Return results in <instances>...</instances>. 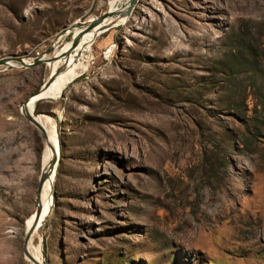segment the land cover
I'll return each mask as SVG.
<instances>
[{"label": "rangeland", "instance_id": "374dc122", "mask_svg": "<svg viewBox=\"0 0 264 264\" xmlns=\"http://www.w3.org/2000/svg\"><path fill=\"white\" fill-rule=\"evenodd\" d=\"M109 1L0 0V264H29L46 136L19 109L58 67L19 62L63 50ZM85 57L34 103L58 145L37 260L264 264V0H136Z\"/></svg>", "mask_w": 264, "mask_h": 264}, {"label": "bare ground", "instance_id": "6f19581e", "mask_svg": "<svg viewBox=\"0 0 264 264\" xmlns=\"http://www.w3.org/2000/svg\"><path fill=\"white\" fill-rule=\"evenodd\" d=\"M118 0H110L109 1V7L108 12H110V15L106 17L104 20L101 21L99 25L96 27H93L92 30L82 33L78 37V40L74 46H71V41L65 46L63 50L58 52L57 54H61L60 58L57 57L56 59L52 60L50 64L57 62L58 67L56 70L55 75L51 79V81L47 84V87L43 88L39 91L37 95H32L27 100L26 109H21V115H23L26 112V114H31L32 108L34 106L35 100L39 99H46V98H57L63 88L72 82L77 76L79 72H82L86 70L87 63L85 60V53L89 51V48L94 41L96 37L103 34L107 28L114 27L116 25H119L122 23L124 19H126L128 16V8H118L117 7ZM127 10V13H124ZM81 29H77L74 32V35L78 34ZM92 48V47H91ZM23 64H29V62L21 61ZM9 67H14L13 64H10L9 62L6 63ZM53 72H50L52 74ZM77 79V78H76ZM46 81V80H45ZM42 86V85H41ZM33 116H35L33 114ZM36 121L41 125V127L44 130V134L46 136V145L44 149L43 154V169H46L49 162L52 160L53 157H55L57 153V147H56V141H55V128L52 123V121L46 117L41 115L35 116ZM58 118L57 120H59ZM53 182H54V172L50 174L49 178H47L44 183L40 187L39 196H38V202L41 207V211L38 215L37 220H35V214L29 219L28 221V227L35 225L34 230L32 231L27 243H26V249L28 252V255L31 256L35 261L42 264L39 260V254L40 248L38 250L32 249V238L36 234V231L41 228L46 220L47 216L51 212L52 208V199L51 194L53 191ZM29 243V245H28ZM28 261V260H27ZM29 262V261H28ZM29 264H32L29 262Z\"/></svg>", "mask_w": 264, "mask_h": 264}, {"label": "water", "instance_id": "95a60500", "mask_svg": "<svg viewBox=\"0 0 264 264\" xmlns=\"http://www.w3.org/2000/svg\"><path fill=\"white\" fill-rule=\"evenodd\" d=\"M136 0H128L127 2V6L125 9L128 10V15L131 13V10L135 4ZM127 10L124 13H127ZM110 15V12L106 11L105 13H103L99 18H95L92 19L90 21H88V23L83 27V29L76 35H72L71 37V46H74L78 40V37H81L80 35L82 33L88 32L90 30L93 29V27H96L97 25H99L101 23L102 20H104L106 17H108ZM109 29V28H107ZM106 29V30H107ZM105 30V31H106ZM61 54H54L51 58H37L35 60H33V62L29 63V64H23L21 63V61L19 62L20 65L25 66V67H30L32 65H36L39 63H49L50 61L56 59L57 57L60 58ZM56 72H53L52 74H49L46 81L43 82L42 86L39 88V90H37L33 95H37L39 93L40 90H42L43 88L47 87V84L51 81V79L53 78V76L55 75ZM41 99H37L35 101H39ZM26 105H27V101L25 100V102L23 104H21V109H26ZM19 112L21 114V110L19 109ZM32 113L31 114H26V112L24 113L23 111V117L25 118V120L31 124L35 129H37L41 134L44 133L43 128L41 127V125L36 121L35 116H33V112H34V106L32 108ZM56 147H57V153L55 155V157L52 158V160L49 162V164L47 165L46 169L42 170V172H40L39 177H38V184H37V189L40 190L41 185L44 183V181L49 178L50 174L55 172V167L57 164V154H58V145H57V139H56ZM51 199L53 201V194H51ZM35 220H37L38 215L41 211V207L39 205V203H36L35 206ZM35 225L30 226L24 234V240H23V248H22V253H23V257L25 259H27L29 262H31L32 264H40L37 261H35L33 258H31V256L28 255L27 249H26V243L32 233V231L34 230Z\"/></svg>", "mask_w": 264, "mask_h": 264}, {"label": "trees", "instance_id": "16d2710c", "mask_svg": "<svg viewBox=\"0 0 264 264\" xmlns=\"http://www.w3.org/2000/svg\"><path fill=\"white\" fill-rule=\"evenodd\" d=\"M259 107H261V108H262V106H261V105H259Z\"/></svg>", "mask_w": 264, "mask_h": 264}, {"label": "built area", "instance_id": "2783aa9c", "mask_svg": "<svg viewBox=\"0 0 264 264\" xmlns=\"http://www.w3.org/2000/svg\"><path fill=\"white\" fill-rule=\"evenodd\" d=\"M127 4V3H126ZM119 5V4H118Z\"/></svg>", "mask_w": 264, "mask_h": 264}]
</instances>
